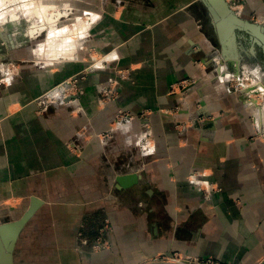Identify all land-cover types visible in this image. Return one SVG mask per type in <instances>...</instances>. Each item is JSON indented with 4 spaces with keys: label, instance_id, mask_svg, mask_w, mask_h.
<instances>
[{
    "label": "crops",
    "instance_id": "1",
    "mask_svg": "<svg viewBox=\"0 0 264 264\" xmlns=\"http://www.w3.org/2000/svg\"><path fill=\"white\" fill-rule=\"evenodd\" d=\"M225 1L264 27V0ZM86 6L93 23L84 43L105 67L89 70L88 54L29 64L0 95V224L40 201L13 263L181 264L166 259L177 254L264 264V140L248 105L221 82L237 73L238 34L253 56L257 44L214 21L201 0ZM68 45L59 52L79 48ZM69 79L74 89L58 88ZM121 111L132 120L120 123ZM127 176L137 180L125 187ZM197 180L220 191L207 198Z\"/></svg>",
    "mask_w": 264,
    "mask_h": 264
},
{
    "label": "rangeland",
    "instance_id": "2",
    "mask_svg": "<svg viewBox=\"0 0 264 264\" xmlns=\"http://www.w3.org/2000/svg\"><path fill=\"white\" fill-rule=\"evenodd\" d=\"M98 1L94 0L97 4ZM237 1L243 2L244 0ZM5 2L0 6V16H3V22H0V47L3 48L0 51V95L8 87L7 81L11 78L12 82L10 81V83H13L15 79L23 75L25 68L29 64L39 68L46 65H57L58 63H80L83 61L82 58H86L88 54L89 63L93 62L89 70L105 67L103 62L98 58L95 59L96 62L94 63V59L92 60L91 57L92 49L87 51L84 43L85 38L89 34L90 26L93 23L89 11L91 9L89 7L87 9L86 0H48L45 2L47 5L41 3V0H7ZM34 2L36 5H33ZM46 6H48L47 10ZM33 9L38 10L39 13L35 14ZM11 15L12 19L15 17L13 22L10 19ZM48 15L51 16L48 17ZM35 25H37L36 28ZM64 29H67V31H64ZM52 33H56L59 40L65 38L64 36L66 35L71 45L75 41L79 48L77 51L70 49L69 51L59 52L58 48L61 43L59 41L55 42L54 45L50 43L54 39L50 36ZM59 33H61L60 36L58 35ZM75 33L78 34L74 35ZM79 33H81V36ZM1 34H5L8 37L9 44L12 43L14 45L13 48H9L6 45ZM67 35H70V37ZM73 36L75 38H72ZM238 36V40L236 41L237 50L234 53L241 61L236 70L237 73L231 71L232 76L221 82L226 85L229 92L238 96L248 105L251 111L250 118L255 128V138L264 140V50L261 46L256 45L253 56L250 52L252 45L240 33ZM51 37L53 39H50ZM241 45L244 46L242 47ZM67 46L69 45L67 44ZM246 48L248 49L246 50ZM74 52L76 54H73ZM219 64L221 65V63ZM120 75L125 79L128 73L127 71H123ZM76 83L75 79H69L58 88L65 89L69 93L71 89L76 87ZM187 84L188 82L185 81L180 86L183 87ZM56 91L58 89H53V91H49L51 93L41 96L37 104L47 107L49 102L54 100L52 99L54 97L52 95ZM100 91L103 95L105 94L104 97L106 99L115 96V92H112V90L107 91L101 88ZM251 100L256 102L253 103ZM258 109L263 111L262 115L258 112ZM131 120L132 117L125 114V112L121 111L119 113L120 123L124 124ZM145 136V140L139 145V148L143 151L148 149V140H150L151 133L146 132Z\"/></svg>",
    "mask_w": 264,
    "mask_h": 264
},
{
    "label": "water",
    "instance_id": "3",
    "mask_svg": "<svg viewBox=\"0 0 264 264\" xmlns=\"http://www.w3.org/2000/svg\"><path fill=\"white\" fill-rule=\"evenodd\" d=\"M201 2L206 5L213 16L214 21L230 22L231 25L234 23L235 25L233 26L235 29L247 33L251 42L261 46L264 50V27L257 23H252L237 17V15L231 11L225 0H201ZM219 12L222 15L219 14ZM2 39L6 42V45H8L9 48L14 47L12 43L9 44L8 37L5 34L2 35ZM1 50H3V48L0 47V51ZM136 180V176H127L120 181L122 184L124 183L125 187H128L135 183ZM39 202L38 199H33L30 209L21 219L14 222L0 224V264H14L13 255L18 238L27 223L35 215Z\"/></svg>",
    "mask_w": 264,
    "mask_h": 264
},
{
    "label": "built area",
    "instance_id": "4",
    "mask_svg": "<svg viewBox=\"0 0 264 264\" xmlns=\"http://www.w3.org/2000/svg\"><path fill=\"white\" fill-rule=\"evenodd\" d=\"M196 184L197 186H199V188L201 190L204 191V193L207 195V198L210 197L211 193H214V192H219L220 189L217 188V187H214L213 185L210 186L208 185L207 186V183H204L203 185L201 184V182L199 180L196 181ZM102 246H101V243L100 242H97L95 245H94V249L96 250H101ZM167 260L169 261H174L176 263H188V264H217L216 262H214L213 260H201V261H194V260H191V259H184L183 257H181L180 255H177L175 254L174 256H171V257H167L166 258Z\"/></svg>",
    "mask_w": 264,
    "mask_h": 264
},
{
    "label": "bare ground",
    "instance_id": "5",
    "mask_svg": "<svg viewBox=\"0 0 264 264\" xmlns=\"http://www.w3.org/2000/svg\"><path fill=\"white\" fill-rule=\"evenodd\" d=\"M5 1H7V0H0V6L1 5H3L4 3H6ZM43 3V2H42ZM52 4V3H51ZM33 5H36V3L34 2V4ZM34 10V12H35V14H38L39 12H38V10H35V9H33ZM13 13V12H12ZM41 13V12H40ZM44 14V13H43ZM11 18L10 19H12V15L10 16ZM18 18V17H17ZM9 19V20H10ZM44 19V18H43ZM94 20V19H93ZM11 21V20H10ZM14 21V19H12V22ZM18 21V20H17ZM16 24H17V22H15ZM39 26V25H38ZM46 26H48L47 24H46ZM37 27V25H35V28ZM34 28V27H33ZM34 28V29H35ZM36 30V29H35ZM34 30V31H35ZM32 33H33V31H32ZM76 34V33H75ZM74 34V35H75ZM78 34V33H77ZM31 35V34H30ZM59 35V34H58ZM72 35V34H71ZM50 36H52L54 39H56L57 38V34L56 33H52V34H50ZM56 36V37H55ZM68 36V35H67ZM80 36H81V33H80ZM50 38V39H53V38ZM65 38H63L62 40H59V39H57V40H55L54 41V39H53V42H50L51 44H53L54 45V43L55 42H60L61 44H59V47L60 48H62V47H64L65 45H67V44H69L68 42H69V40H68V38H66V35L64 36ZM68 37H70V35L68 36ZM78 37V36H77ZM73 38V37H72ZM75 38V37H74ZM80 43V42H79ZM62 46V47H61ZM54 47V46H53ZM53 47H52V49H53ZM67 47V46H66ZM69 47V46H68ZM61 54V53H60ZM264 90V89H263ZM259 93V92H258ZM251 102H256V101H253V100H251ZM256 104V103H255ZM258 112L259 113H261V115L263 114V111L261 110V109H258Z\"/></svg>",
    "mask_w": 264,
    "mask_h": 264
},
{
    "label": "clouds",
    "instance_id": "6",
    "mask_svg": "<svg viewBox=\"0 0 264 264\" xmlns=\"http://www.w3.org/2000/svg\"><path fill=\"white\" fill-rule=\"evenodd\" d=\"M13 19H15V17H13ZM0 22H3V16H0ZM64 31H67V29H64Z\"/></svg>",
    "mask_w": 264,
    "mask_h": 264
}]
</instances>
